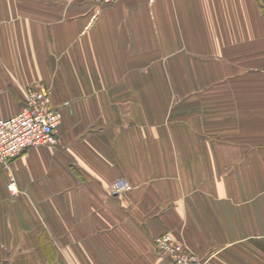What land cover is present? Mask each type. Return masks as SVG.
Returning a JSON list of instances; mask_svg holds the SVG:
<instances>
[{
  "label": "crops",
  "instance_id": "0c3cea01",
  "mask_svg": "<svg viewBox=\"0 0 264 264\" xmlns=\"http://www.w3.org/2000/svg\"><path fill=\"white\" fill-rule=\"evenodd\" d=\"M39 86L59 141L0 162V264H175L167 232L264 264V0H0V118Z\"/></svg>",
  "mask_w": 264,
  "mask_h": 264
},
{
  "label": "built area",
  "instance_id": "2783aa9c",
  "mask_svg": "<svg viewBox=\"0 0 264 264\" xmlns=\"http://www.w3.org/2000/svg\"><path fill=\"white\" fill-rule=\"evenodd\" d=\"M97 1L111 4L116 0ZM61 122V109L51 104V89L44 86L30 88L21 110L14 116L0 118L1 164L8 168L13 159L33 146L57 144ZM110 188L115 192H122L131 190L133 185L122 177L114 181ZM8 189L14 195L18 193L15 179L8 183ZM156 244L175 264H204L197 252L177 241L169 232L159 236Z\"/></svg>",
  "mask_w": 264,
  "mask_h": 264
},
{
  "label": "rangeland",
  "instance_id": "374dc122",
  "mask_svg": "<svg viewBox=\"0 0 264 264\" xmlns=\"http://www.w3.org/2000/svg\"><path fill=\"white\" fill-rule=\"evenodd\" d=\"M51 104H52V102H51ZM133 185V184H132Z\"/></svg>",
  "mask_w": 264,
  "mask_h": 264
}]
</instances>
